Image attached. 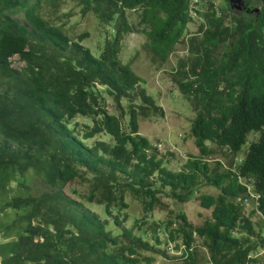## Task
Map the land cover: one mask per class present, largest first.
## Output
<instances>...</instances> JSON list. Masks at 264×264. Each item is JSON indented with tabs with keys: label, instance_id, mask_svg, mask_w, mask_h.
Here are the masks:
<instances>
[{
	"label": "trees",
	"instance_id": "obj_1",
	"mask_svg": "<svg viewBox=\"0 0 264 264\" xmlns=\"http://www.w3.org/2000/svg\"><path fill=\"white\" fill-rule=\"evenodd\" d=\"M69 1L112 24L99 54L84 45L88 32L70 34ZM191 1L0 0V264H152L157 255L168 254L150 245L149 227L153 236L177 219L180 226L168 238L182 237L191 246L199 237L214 264L255 260L251 253L264 244L254 218L259 212L263 232L264 0H245L248 8H260L247 13L235 12L228 0L225 10L208 0L198 33L189 38L191 55L179 61L173 76L196 112L192 135L201 156L179 171L169 170L140 133V109L145 116L163 111L140 86L144 79L131 61L120 59L126 34L137 31L127 10L142 11L144 47L162 65L194 21ZM15 57L24 65H14ZM105 93L117 101L118 113L108 109ZM135 95L141 105L134 103ZM124 97L128 107L121 104ZM77 116L92 124L79 128L73 123ZM251 132L260 136L239 172L254 179L262 195L258 209L247 213L236 202L247 187L223 173L208 176L217 195L195 196L209 169L204 158L221 148L240 151ZM99 134L111 140L88 141ZM73 185L89 188L81 193ZM162 192L182 202L196 198L211 217L198 225L182 212L149 223ZM127 193L141 200L145 212L128 229L118 213L129 207ZM92 202L105 206L119 233L89 209ZM139 227L143 231L135 233ZM196 263L193 251L185 264Z\"/></svg>",
	"mask_w": 264,
	"mask_h": 264
},
{
	"label": "rangeland",
	"instance_id": "obj_2",
	"mask_svg": "<svg viewBox=\"0 0 264 264\" xmlns=\"http://www.w3.org/2000/svg\"><path fill=\"white\" fill-rule=\"evenodd\" d=\"M212 1L219 9L225 10L228 7L225 0ZM208 4V0L191 1L194 21L189 24L188 33L179 43H177L168 60L162 65L155 63L152 59L151 53L144 47L147 37L142 31L143 25L140 23L142 11L140 9L127 10L129 21L136 27L137 31L126 34L120 52V59L124 63L131 61L134 72L144 79L143 82H140V86L146 88L147 93L154 98L156 105L163 111L162 114L160 111L156 112L151 110L149 114L145 116L140 109V133L149 138L154 147H157L158 158L163 159L166 167L173 171L183 169L184 164L189 159H193L194 156H201L192 135V122L195 118L196 112L193 110L190 101L184 94H182L173 75L176 72L179 61L182 59L186 60L191 55L188 41L191 36L198 33L196 31H198L199 24L203 22L202 14L208 9ZM65 7L67 8V11L72 14V16L68 17V20H66L70 34L76 37L81 33L88 32L89 36L83 41V43L94 53L99 54L105 44L107 36L106 30L108 29L111 32V35L113 33L112 24L100 22L97 16L92 12L83 14L80 7H78L74 1H69L67 5L65 4ZM14 65L20 67L24 65V62L15 57ZM104 97L108 109L111 112L118 113L117 101H114V99L106 93L104 94ZM130 103V99L127 97H124L121 100V104L125 107H128ZM134 103L138 106L141 105L143 101L139 96L135 95ZM76 121L79 123V128L83 129L84 126L92 124V119L84 116H77L73 123ZM83 133L84 130L81 132V135ZM259 136L260 134L251 132L248 136L247 143L243 146L242 153H245L248 150L250 143L253 140L258 139ZM96 139L111 140V137L106 134H99L88 141L93 144ZM150 152H152V150H150ZM204 160L208 163L209 169L207 176L204 174L201 175V184L199 186L198 195H217L220 190L215 188V186H211L207 182L209 180L208 176L212 177L216 173L225 174L227 169L232 166V155L227 148H221L217 153L204 158ZM37 182V179H32L31 184L35 186L38 184ZM156 186L160 187L159 181L156 182ZM74 187H77L81 193L86 192L89 188L86 185H73L72 189ZM164 189L170 191L169 187ZM72 192L73 191L70 190V193ZM72 195L79 197V194ZM126 199L129 202V207L121 212L118 211V213H120L121 217H124L125 213L128 214V218L123 224V228L128 229L133 226L137 218H143L145 212L141 200L136 199L130 193H127ZM163 199V204L152 211V213L148 214L149 223L154 220L160 222L162 220L175 219V217L177 218L182 211H185L194 224H202L210 214L207 209L200 206L196 199H191L186 203H183L174 197H164ZM87 206H89L91 211H95L100 215L101 220L107 223V227L111 229L112 232H120L121 228L119 227V224H117L111 216L106 214L104 205L92 202L91 204L88 203ZM255 210L254 204L245 207L247 213ZM254 218L256 222L259 223L258 230L256 231L257 233H261L262 223L260 222L262 218L259 212H256ZM176 222H179V220L177 219ZM147 227L149 226H145L144 228ZM134 231L135 233L142 232L143 228L139 227V229H135ZM158 236L162 241H165L164 233H159ZM2 238L4 237L0 233V239ZM146 238L149 239L150 244L153 245V247L160 249V251L166 250L169 255L167 257L157 255L155 264H184L183 258L180 256L175 258V255L178 253L174 248V242H161V244H156L152 238V230L150 227ZM259 239L261 240L260 237ZM198 243L196 264H210L209 254L203 248L200 239ZM170 246H173V249L169 248ZM152 254V252L147 253L148 256ZM253 254L256 255L258 259L257 262L253 264H264V247H262V244L254 250Z\"/></svg>",
	"mask_w": 264,
	"mask_h": 264
},
{
	"label": "clouds",
	"instance_id": "obj_3",
	"mask_svg": "<svg viewBox=\"0 0 264 264\" xmlns=\"http://www.w3.org/2000/svg\"><path fill=\"white\" fill-rule=\"evenodd\" d=\"M255 133H258V134H260L259 132H255ZM249 136V135H248ZM257 140V139H256ZM247 141H248V139H247ZM253 141H255V140H253ZM247 143V142H246ZM245 143V144H246ZM251 144V143H250ZM244 146V145H243ZM250 147V146H249ZM249 149V148H248ZM227 150H229L228 148H227ZM242 150H243V147H242V149L240 150V151H237V152H234V151H230L229 150V152L231 153V155H232V166L231 167H229L228 169H227V171H226V173H225V175H228V176H230V177H237V178H239V181H240V183H242V184H244L246 187H247V193L245 194V195H242V196H240V197H238L237 199H236V202H239L243 207L245 206H249L250 204H254V208L255 209H258V205H259V203L261 202V193L256 189V187H255V181H254V179L253 178H247V177H244V176H242L241 174H240V172H239V168H240V166L243 164V162H244V160L246 159V156H247V154H248V150L245 152V153H242ZM214 175H217V173L216 174H214ZM211 178V177H210ZM119 180L121 181V179L119 178ZM211 185V184H210ZM211 186H213V185H211ZM215 188H218V187H215ZM219 189V188H218ZM166 191V190H165ZM196 194H195V196H197L198 195V193H199V188H197L196 189ZM212 195H214V194H212ZM164 197H168V198H170L169 196H166L165 195V192H162V194H161V205L163 204V198ZM198 197H200V195H198ZM177 199V198H176ZM192 199H196V198H192ZM197 200V199H196ZM125 201L129 204V202L127 201V199L125 198ZM180 201V200H179ZM198 201V200H197ZM182 202V201H181ZM199 202V204H200V201H198ZM183 203H186V202H183ZM160 205H158L157 207H159ZM200 206H201V204H200ZM244 207V208H245ZM204 208V207H203ZM205 209H207V208H205ZM209 212H210V214L208 215V217H206V219H208V218H210L211 217V209H207ZM182 212H185V211H182ZM186 213V212H185ZM187 214V213H186ZM124 217H126V220H127V218H128V214L127 213H125V215H124ZM124 217H122V218H124ZM137 219H139V218H137ZM205 219V220H206ZM125 220V221H126ZM167 220H169V219H167ZM124 221V222H125ZM155 221V220H154ZM155 222H157V221H155ZM157 223H159V222H157ZM204 223V222H203ZM202 223V224H203ZM124 224V223H123ZM135 224V223H134ZM133 224V225H134ZM202 224H198V225H202ZM180 226V224H179V222H176V220H173V223H170V224H168L166 227L168 228V230H161L160 232H158L157 234H155V235H153L152 236V238L154 239V241H155V243L156 244H161V242H166V243H169V242H174V248H175V250H176V252L178 253V254H176L175 256V258H177V257H181V258H183L184 259V264H185V259L186 258H188V257H190V255L192 254V252L193 251H196V253H197V256H198V242H199V237H197L196 238V241H195V243L193 244H191V246H189V245H187L185 242H184V240H183V238L182 237H175L174 238V241L173 240H170L169 238H168V232L169 231H171V232H174L178 227ZM260 232V231H259ZM159 233H164V236H165V241H162L161 239H160V237L158 236V234ZM259 234H261L262 235V237H261V240H262V243H263V239H264V232H261V233H258V235ZM157 236L159 237V239H160V243L157 241ZM148 241H149V239H148ZM149 243H150V241H149ZM151 245V244H150ZM176 245H179V247H177ZM202 245H203V243H202ZM151 246H153V245H151ZM262 247H264V244H262ZM169 248H171V249H173V246H170ZM203 248L206 250V252L209 254V261H210V264H214L213 263V261H212V259L210 258V253H209V251H208V249L203 245ZM254 252V251H253ZM253 252L251 253V256L255 259L254 261H251V262H248L247 264H253V263H256L257 262V257H256V255H254L253 254ZM168 254V253H167ZM145 255H147V254H145ZM148 256V255H147ZM167 256H169V255H167ZM167 256H165V257H167ZM155 262H156V258H155V261L152 263V264H155ZM144 264H147V263H145L144 262Z\"/></svg>",
	"mask_w": 264,
	"mask_h": 264
},
{
	"label": "water",
	"instance_id": "obj_4",
	"mask_svg": "<svg viewBox=\"0 0 264 264\" xmlns=\"http://www.w3.org/2000/svg\"><path fill=\"white\" fill-rule=\"evenodd\" d=\"M231 5L234 7V8H237V9H243V6L245 5V0H228ZM260 8L258 7H255V8H248L247 11H251V12H259Z\"/></svg>",
	"mask_w": 264,
	"mask_h": 264
},
{
	"label": "flooded vegetation",
	"instance_id": "obj_5",
	"mask_svg": "<svg viewBox=\"0 0 264 264\" xmlns=\"http://www.w3.org/2000/svg\"><path fill=\"white\" fill-rule=\"evenodd\" d=\"M228 3H229V5H230V7L235 11V12H240V13H247L248 11H247V8H248V5L247 4H245L244 6H243V9H237V8H234L232 5H231V3L228 1Z\"/></svg>",
	"mask_w": 264,
	"mask_h": 264
}]
</instances>
